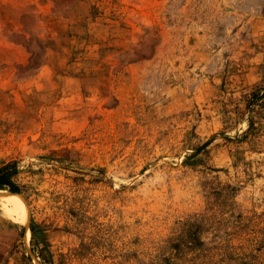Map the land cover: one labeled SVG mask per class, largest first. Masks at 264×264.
Returning a JSON list of instances; mask_svg holds the SVG:
<instances>
[{"label": "rangeland", "instance_id": "374dc122", "mask_svg": "<svg viewBox=\"0 0 264 264\" xmlns=\"http://www.w3.org/2000/svg\"><path fill=\"white\" fill-rule=\"evenodd\" d=\"M8 163L0 264H264V0H0Z\"/></svg>", "mask_w": 264, "mask_h": 264}, {"label": "trees", "instance_id": "16d2710c", "mask_svg": "<svg viewBox=\"0 0 264 264\" xmlns=\"http://www.w3.org/2000/svg\"><path fill=\"white\" fill-rule=\"evenodd\" d=\"M9 169H11V171L9 172ZM14 167H12V164H5L2 167H0V189L3 188L4 185H6L8 187V190L15 193H19L18 189L16 186H14L10 181L9 178L12 174H14ZM13 194V193H12ZM16 195V194H14ZM31 231H33L32 228H30Z\"/></svg>", "mask_w": 264, "mask_h": 264}, {"label": "bare ground", "instance_id": "6f19581e", "mask_svg": "<svg viewBox=\"0 0 264 264\" xmlns=\"http://www.w3.org/2000/svg\"><path fill=\"white\" fill-rule=\"evenodd\" d=\"M5 201L8 203V205L11 207L13 211H16L20 214L22 221L25 222L26 215L24 212V206L20 200V198L16 195H13L11 193H8L5 197ZM29 228H27V234L29 235ZM26 234V235H27Z\"/></svg>", "mask_w": 264, "mask_h": 264}]
</instances>
